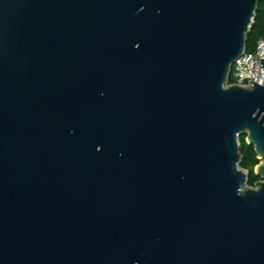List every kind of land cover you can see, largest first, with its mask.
Wrapping results in <instances>:
<instances>
[{"label":"water","instance_id":"water-1","mask_svg":"<svg viewBox=\"0 0 264 264\" xmlns=\"http://www.w3.org/2000/svg\"><path fill=\"white\" fill-rule=\"evenodd\" d=\"M259 3L0 0V264H264Z\"/></svg>","mask_w":264,"mask_h":264},{"label":"trees","instance_id":"trees-1","mask_svg":"<svg viewBox=\"0 0 264 264\" xmlns=\"http://www.w3.org/2000/svg\"><path fill=\"white\" fill-rule=\"evenodd\" d=\"M261 36H264V0H260L254 20L251 23L249 31L247 33V52H253L255 50L257 40ZM230 82H232L231 76ZM239 141L242 154L241 167L249 172V185L252 186L255 180L258 178V176L253 173V167L258 160L255 158L253 146L248 145L245 142L244 134L239 137Z\"/></svg>","mask_w":264,"mask_h":264},{"label":"built area","instance_id":"built-area-1","mask_svg":"<svg viewBox=\"0 0 264 264\" xmlns=\"http://www.w3.org/2000/svg\"><path fill=\"white\" fill-rule=\"evenodd\" d=\"M264 54V36H261L256 43L253 52H245L239 56L232 65V82L246 85L250 80L261 83L264 79V67L260 66V58Z\"/></svg>","mask_w":264,"mask_h":264},{"label":"flooded vegetation","instance_id":"flooded-vegetation-1","mask_svg":"<svg viewBox=\"0 0 264 264\" xmlns=\"http://www.w3.org/2000/svg\"><path fill=\"white\" fill-rule=\"evenodd\" d=\"M255 158L258 160L257 163H256V164H258V163L261 161V159L257 158V157H256V154H255ZM256 164H255V165H256ZM253 168H254V167H253ZM245 170H246V169H245ZM248 173H249V172H248ZM253 173H254V170H253ZM255 175L258 176V178L255 180V182L264 180V178L260 177L259 175H257V174H255ZM255 182H254V183H255Z\"/></svg>","mask_w":264,"mask_h":264}]
</instances>
